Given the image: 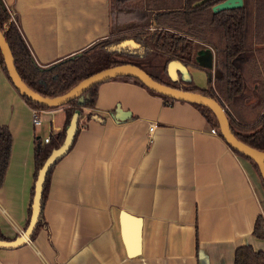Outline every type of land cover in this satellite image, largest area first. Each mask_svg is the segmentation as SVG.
Returning a JSON list of instances; mask_svg holds the SVG:
<instances>
[{
    "label": "crops",
    "instance_id": "crops-1",
    "mask_svg": "<svg viewBox=\"0 0 264 264\" xmlns=\"http://www.w3.org/2000/svg\"><path fill=\"white\" fill-rule=\"evenodd\" d=\"M1 1L39 66L82 51L116 25L110 0ZM115 1L123 19L135 12L122 7L129 0ZM141 1L148 9L172 4ZM168 70L200 89L218 74L210 47L199 50L194 67L171 63ZM117 105L130 116L117 121ZM33 111L0 68V126L12 136L0 187L7 240L26 228L34 137L55 136L65 124L62 107L40 110L38 126ZM90 112L98 119H82L85 127L52 169L46 227L21 247L0 249V264H234L243 244L264 251V239L252 234L256 218L264 220L261 179L192 104L167 105L138 84L111 79L98 86Z\"/></svg>",
    "mask_w": 264,
    "mask_h": 264
},
{
    "label": "trees",
    "instance_id": "trees-1",
    "mask_svg": "<svg viewBox=\"0 0 264 264\" xmlns=\"http://www.w3.org/2000/svg\"><path fill=\"white\" fill-rule=\"evenodd\" d=\"M223 1L172 0L169 7H159L155 4L148 9L149 17L146 25L132 22L125 24L124 27H118L116 31L110 29L108 37L47 66H39L34 61L20 34L17 18L1 0L0 32L9 46L14 66L21 80L43 97L60 96L96 72L116 65L130 64L141 68L161 84L213 98L223 107L233 135L245 145L264 152V0H242L241 8L213 13L212 7ZM127 39L139 43L140 48H112L113 45ZM204 47L213 50L218 73L213 81L209 79L206 88L200 89L182 78L174 79L170 76L168 67L171 63H177L185 68L194 67L197 54ZM0 68L12 85L1 52ZM179 72L176 71L178 74ZM112 79H123L138 84L150 93L160 96L167 105L176 101L148 89L136 78L120 76ZM99 85L100 83L81 94L82 103L76 98L62 106L65 114L64 127L60 133L51 136L48 143H44L41 137H34V184L30 191L26 227L31 214L38 171L50 153L62 144L65 130L74 114H78V125L69 150L78 132L86 125L82 119L85 121L91 118L98 119L90 111L95 107ZM247 86L252 87L254 91L252 102H248L252 98V93L247 90ZM16 92L35 111L52 108L32 102L17 90ZM190 104L222 138L214 113L203 105ZM11 146L10 131L6 126H0V187L7 170ZM231 149L252 164L264 187L257 164ZM59 160L48 169L45 177L39 219L30 237L31 240L40 229L46 227L42 209L52 169ZM252 234L264 239V220L261 215L256 218ZM0 240H7L1 232ZM234 264H264V251H255L250 245L243 244L234 252Z\"/></svg>",
    "mask_w": 264,
    "mask_h": 264
},
{
    "label": "water",
    "instance_id": "water-1",
    "mask_svg": "<svg viewBox=\"0 0 264 264\" xmlns=\"http://www.w3.org/2000/svg\"><path fill=\"white\" fill-rule=\"evenodd\" d=\"M242 0H224L212 7L213 13H218L223 10L236 9L242 7ZM113 49L129 48L138 49L140 44L133 39L124 40L118 44L112 46ZM0 52L3 57V61L8 73L9 79L12 82L13 87L24 97L32 102L41 104L47 107H62L70 101L78 98V102L82 103L83 98L81 94L87 91L92 86L101 83L103 81L120 77L129 76L139 80L148 89L168 98L176 101H182L187 103H196L209 108L217 118L219 132L224 141L234 150L240 154L246 156L258 166L261 178L264 182V152L253 149L241 141H239L231 132L229 123L225 111L221 104L213 98L204 96L200 93L185 91L161 84L152 79L144 70L137 66L130 64L116 65L103 69L99 72L92 74L91 76L83 79L73 88L66 93L56 97H43L38 93L31 90L20 78L14 66L13 57L9 46L7 45L2 33L0 32ZM199 60V58H198ZM210 77V75H209ZM130 116L128 111H122L119 105L115 108L114 118L117 121L124 120ZM78 114H74L70 119L69 125L65 130V136L62 144L54 149L45 160L44 164L40 168L37 174V178L34 185V195L31 203V214L29 223L23 233L13 240H0V249H15L23 246L31 237L34 229L37 225L40 214V203L42 198L43 184L47 175L48 169L60 158H62L68 152L73 143L74 136L77 131ZM126 216V213H122Z\"/></svg>",
    "mask_w": 264,
    "mask_h": 264
},
{
    "label": "rangeland",
    "instance_id": "rangeland-1",
    "mask_svg": "<svg viewBox=\"0 0 264 264\" xmlns=\"http://www.w3.org/2000/svg\"><path fill=\"white\" fill-rule=\"evenodd\" d=\"M115 6H117V3L115 0H110V11L112 12V18H113V21L116 22V25L113 26V31H116V29L118 27H124L122 25H119L121 23L119 22H125L126 24L128 23H137V25H142V24H147V20L145 18L149 17V14H148V8H146V6L142 5V1L140 0H129L128 2H126L124 5H122V7L124 8H129L131 7L130 9L131 10H134L135 12H132V11H128V13H125V11H122L126 14V18L123 19L122 17L118 16L117 14H120L118 11V9H115ZM129 9V10H130ZM117 13V14H116ZM141 15H143V18L141 19ZM128 17H132V18H128ZM127 26V25H126ZM264 45V43H263ZM177 64V63H175ZM196 86V85H195ZM198 87V86H197Z\"/></svg>",
    "mask_w": 264,
    "mask_h": 264
},
{
    "label": "built area",
    "instance_id": "built-area-1",
    "mask_svg": "<svg viewBox=\"0 0 264 264\" xmlns=\"http://www.w3.org/2000/svg\"><path fill=\"white\" fill-rule=\"evenodd\" d=\"M39 112H40V111H35V110L33 111V115H32V123H33L34 126H38V125H40V123H41V120H40V117H39ZM152 129H153L152 126H150V127L148 128L149 131H152ZM211 132H212V133H216V130H215V129H212ZM51 136H52V135L43 138V142H44V143H48L49 140H50V138H51Z\"/></svg>",
    "mask_w": 264,
    "mask_h": 264
}]
</instances>
